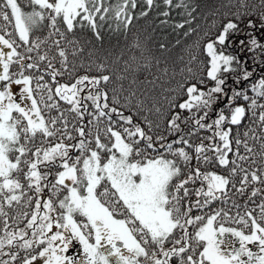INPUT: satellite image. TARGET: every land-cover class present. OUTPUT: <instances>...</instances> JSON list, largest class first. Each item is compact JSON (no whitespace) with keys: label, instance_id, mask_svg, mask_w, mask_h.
<instances>
[{"label":"snow or ice","instance_id":"6c2138e0","mask_svg":"<svg viewBox=\"0 0 264 264\" xmlns=\"http://www.w3.org/2000/svg\"><path fill=\"white\" fill-rule=\"evenodd\" d=\"M26 2L30 11L24 10L21 0H0V264H264V191L252 188L248 200L255 207L245 205L243 214L230 195L235 190L244 196L250 186L264 185V78L252 84L255 95L249 96L239 87L252 76L247 62L239 55L225 54L226 41L228 48L235 43L243 50L245 40L228 39L230 34H239L238 24L229 20L213 36V22L204 31L202 47L209 58L206 76L186 87L180 85L188 96L184 102L165 98L173 115L164 132H157L160 122L147 114L141 116L153 109L137 97L135 79L127 89L122 83L111 90L101 87L112 79L103 74V64L96 68L101 75L75 76L77 64L69 62L68 50L61 43L78 45L67 34L85 25L100 39L98 21L104 22L109 12L127 27L130 8L137 7V0H117L114 7L106 6V0ZM144 3L151 9L154 0ZM163 3L183 8L190 18L177 28L191 24L196 8L186 0ZM246 6L241 0L240 7ZM236 17L240 18L239 12ZM261 20L264 28V14ZM247 27L256 25L249 21ZM45 28L46 36L35 35ZM196 31L189 28L184 34ZM247 43L249 51L264 49L256 38ZM42 45H49L43 54L39 51ZM200 47L199 38L190 46ZM53 48L56 53L49 57ZM78 51L83 48H73L71 54ZM189 59L197 60L191 50ZM137 60L135 55L130 57L132 62ZM45 61L43 71L52 70L51 83L41 74ZM130 69L132 63L125 61L124 71ZM29 70L36 74L26 75ZM187 71L192 73L190 67ZM162 72L168 74L166 68ZM229 73L239 74L228 77ZM65 74L70 82L57 79ZM115 78L126 79L123 75ZM229 78L233 85L227 83ZM207 81L213 82L211 87H197ZM14 85L23 86L22 95L30 104L17 102ZM124 92L128 94L122 103L120 94ZM36 93H40L39 99ZM239 100L247 107L237 103ZM61 101L69 107L63 108ZM221 102L223 108H213ZM153 107L163 116L155 101ZM177 107L181 112L174 111ZM124 108L131 114L125 115ZM184 111L191 116H183ZM213 111L214 118L210 116ZM182 124L188 125L187 132ZM201 130L209 135L199 136L195 143L191 138ZM169 136L175 139L169 140ZM65 139L75 143L65 144ZM73 151L79 155H70ZM215 168L225 169L227 174L211 170ZM20 174L26 183L21 182ZM28 191L34 195L24 204L32 208L31 213L17 211L10 217L5 207L20 205ZM256 197H260L258 204ZM217 201L222 205L231 201L235 215L213 207ZM9 219L17 226L26 223L23 228L11 227ZM74 240L83 250L79 261L66 255Z\"/></svg>","mask_w":264,"mask_h":264},{"label":"trees","instance_id":"16d2710c","mask_svg":"<svg viewBox=\"0 0 264 264\" xmlns=\"http://www.w3.org/2000/svg\"><path fill=\"white\" fill-rule=\"evenodd\" d=\"M115 0H106V6L109 4L115 6ZM175 2V0H174ZM190 7L196 8L193 12V18L191 24H185V28H177L176 25L184 23L187 17L186 12L183 8H169L163 3V0H154V5L151 9H148L144 3V0H137V7L135 9L130 8L131 23L125 27L119 21L112 19V13L109 12L106 20L104 22H99V32L100 39H97L95 34L86 25L83 28H76L73 33L67 34L70 39H75L79 42L78 45L73 44L71 46L67 45L62 41V46L66 47L68 50L69 62H75L77 64V71L75 76L90 75L97 76L102 73L96 70L97 65L103 64L104 72L103 74H109L112 79L109 85H101V87H107L109 90L113 87H117L119 84H123L124 88L129 87V83L132 79L136 80V84L133 88L137 91V97L144 100V106L147 108H152L151 113L141 112V116L147 114L149 119L154 122H160V128L157 132H164L167 127V120L173 115V110L170 109L169 104L165 98L168 100L174 99V103H182L188 99V96L184 94L183 90L180 89V85L184 84L185 87L188 84L197 83V79L206 76L207 71V60L203 51V43L206 42L203 33L209 30L215 22L216 28L211 29L213 36L216 34L217 29L221 28L229 20L235 22L239 26V34L229 35V40L238 43L239 40L243 39L246 41L243 46V50L238 49L234 43L231 48L227 47V41L225 45V54L239 55L241 60L246 61V67L248 71L252 73L248 82H243L239 87L247 91L249 96H254L255 94L251 92V86L253 83H258V81L264 78V49L256 48L253 51H249V41L252 38H256L259 44H264V28H261L262 23L261 15L264 14V0H244L246 7H240L241 0H186ZM143 11H147L148 15H141ZM164 11H169V16H163ZM240 13V18L237 19L236 13ZM252 21L256 27L248 28V22ZM119 24V27L117 25ZM189 28H196L197 31L191 33L190 35H185V31ZM63 30V26L61 25ZM247 33V35H245ZM200 39L201 47L199 49L190 48L193 43ZM59 39V37H55ZM139 44L140 47L137 48L136 45ZM163 45V47H161ZM49 45H42L40 48V53L43 54L48 50ZM82 47L83 51H78L75 56H73L72 49ZM194 52L197 55V60L190 61L189 51ZM56 53V49L53 48L50 51L49 57ZM142 54V55H141ZM34 57L36 53L34 52ZM135 55L138 60L136 62L130 61V57ZM183 57V59H181ZM125 61L132 63V69L125 72ZM200 61H204V64H200ZM45 61L41 65V69L44 68ZM53 64L59 68L60 64L58 60H54ZM81 65H83L81 67ZM146 65V66H145ZM91 66V70H89ZM192 69V73L187 71L188 68ZM167 69L168 74L164 75L162 69ZM135 69V70H133ZM203 69V70H202ZM52 70L48 69L43 72L45 81L51 83V76L47 75L46 72L50 73ZM34 73L33 75H35ZM239 73H229L226 74L228 77L237 75ZM123 75L126 79L122 81L116 80V76ZM159 77V79H157ZM61 82H70L67 74L58 77ZM147 81H154L152 84H148ZM35 80L33 84L35 85ZM43 83V81H41ZM211 81H207L206 85L201 86L197 84L198 88L203 87L205 90L212 86ZM229 85H233V80L229 78L227 80ZM127 92L120 94L121 102L124 103V97ZM40 93H36L37 99H39ZM58 99V98H57ZM155 101V107H159L163 116H160L155 112L153 107ZM237 103L247 107L246 102L243 100L237 101ZM264 103V100L261 101ZM63 108L69 107L64 104L63 101L60 102ZM224 102L219 104H214L213 108H223ZM125 115L131 114L127 108L122 109ZM136 111L135 107L132 109ZM175 112H181L177 107L174 109ZM193 112L196 109L193 108ZM55 114V112H53ZM183 116H191V113L184 111ZM215 111L210 113V116L215 117ZM136 122L140 120L134 116ZM103 127V125H101ZM182 128L187 132L188 125H181ZM147 131V128H145ZM154 135V133H149ZM167 135V133H164ZM73 135L75 133L73 132ZM209 133L201 130L197 133V136L191 139L195 143H199V136H207ZM103 139V137H102ZM169 140L175 139L173 136L168 137ZM65 144H72L75 141L64 140ZM207 143V141H205ZM251 143V142H250ZM94 146V145H93ZM243 153V149H241ZM70 155H79L78 152H71ZM257 162L259 164V157H257ZM195 163V161H193ZM248 167L247 164L244 165ZM255 167V166H254ZM213 171H220V173L227 174L225 169L215 168L211 169ZM237 181L239 176L236 177ZM197 187L199 184L197 183ZM231 188V185L229 186ZM253 187H259L264 191V185L255 184L248 188L247 193L244 196L239 195L232 190L230 195L232 200L237 204L241 205L240 212L244 213L245 205L247 208L255 207L251 201L248 200V193L251 192ZM195 199V197H193ZM256 203L260 202V197H256ZM213 207H223L225 211H230L232 215H235L236 209L231 207V201L228 204H220L219 201L215 202ZM258 211V209H257ZM196 213L194 212L193 215ZM255 215V213H254ZM233 227H242L239 225H231ZM250 230V229H246ZM191 231V229H190Z\"/></svg>","mask_w":264,"mask_h":264},{"label":"flooded vegetation","instance_id":"af4514ba","mask_svg":"<svg viewBox=\"0 0 264 264\" xmlns=\"http://www.w3.org/2000/svg\"><path fill=\"white\" fill-rule=\"evenodd\" d=\"M34 53H32L31 55L34 57L33 55ZM17 66L13 65V70L16 69ZM41 74H43V69H41ZM34 74L35 72L33 70H29V72H26L25 74L28 75V74ZM15 87H17L16 89V92H15ZM22 89H23V86L22 85H14L13 86V94L17 97V102L20 103V100L18 98H20L22 95ZM14 155V154H13ZM43 167V166H41ZM52 177H49V179H51ZM20 179H21V182L22 183H26V181L24 180L23 178V174H20ZM48 190L45 189V194H47ZM34 193L31 192V191H28L26 193V195L23 197L22 201H21V204L20 205H15L14 204V208L13 209H8L7 206L5 207V210L9 212V216H13L15 215V213L17 211H26V212H29L31 213L32 211V208L31 207H26L24 202L27 200V198L29 196H33ZM45 198H46V195H45ZM26 223V221L24 223H20L18 226L13 224V221L11 219H9V225L11 227H19V228H23L24 227V224ZM3 225L2 223H0V228H2ZM54 231H59V229H54ZM252 249L253 251H258V248L254 245H252ZM7 250V249H6ZM21 255H24L23 253H21ZM66 255H71L72 257H74L77 261H79L82 256H83V250H82V246L79 244V245H76V244H72L69 248V252L66 253ZM8 257H4V259H7ZM16 264H19V261L16 262ZM40 264H42V262H40Z\"/></svg>","mask_w":264,"mask_h":264},{"label":"rangeland","instance_id":"374dc122","mask_svg":"<svg viewBox=\"0 0 264 264\" xmlns=\"http://www.w3.org/2000/svg\"><path fill=\"white\" fill-rule=\"evenodd\" d=\"M21 2H22V6L24 7V10H26V11H30V10H31V6L27 5L26 0H21ZM114 3L116 4V3H117V0H115ZM45 23H47V22H45ZM47 34H48V29H47V28H45L43 31H37V32L35 33V35L41 36L42 38H43L44 36H46ZM46 74L49 75L48 72H46ZM16 89H17V87H15V92H16ZM22 92H23V89H22ZM18 99L20 100V103H21L22 106H27L28 104H30V101L25 100V99H24V96H21V97L18 98ZM61 170H62V169H61ZM217 172L220 173V171H217ZM221 174H223V173H221ZM67 183H70V181L67 182ZM102 188H103V184L101 185V188L97 189V192L99 193V192L102 190ZM63 194H64V193H61V196H62ZM245 231H250V230H245ZM72 244L79 245L78 241H75V240L73 241ZM249 247L252 248V245H249Z\"/></svg>","mask_w":264,"mask_h":264}]
</instances>
